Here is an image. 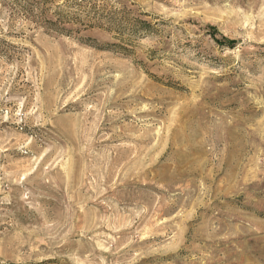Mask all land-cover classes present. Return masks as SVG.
I'll use <instances>...</instances> for the list:
<instances>
[{"label": "rangeland", "instance_id": "374dc122", "mask_svg": "<svg viewBox=\"0 0 264 264\" xmlns=\"http://www.w3.org/2000/svg\"><path fill=\"white\" fill-rule=\"evenodd\" d=\"M0 264H264V0H0Z\"/></svg>", "mask_w": 264, "mask_h": 264}, {"label": "trees", "instance_id": "16d2710c", "mask_svg": "<svg viewBox=\"0 0 264 264\" xmlns=\"http://www.w3.org/2000/svg\"><path fill=\"white\" fill-rule=\"evenodd\" d=\"M54 32L63 34V32H65V29H55Z\"/></svg>", "mask_w": 264, "mask_h": 264}]
</instances>
